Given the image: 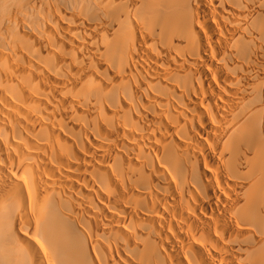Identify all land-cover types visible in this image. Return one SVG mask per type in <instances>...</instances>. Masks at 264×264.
I'll return each instance as SVG.
<instances>
[{
	"label": "bare ground",
	"instance_id": "1",
	"mask_svg": "<svg viewBox=\"0 0 264 264\" xmlns=\"http://www.w3.org/2000/svg\"><path fill=\"white\" fill-rule=\"evenodd\" d=\"M0 264H264V0H0Z\"/></svg>",
	"mask_w": 264,
	"mask_h": 264
}]
</instances>
